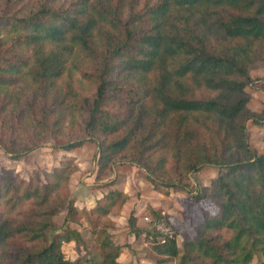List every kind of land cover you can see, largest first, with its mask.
<instances>
[{"label":"trees","instance_id":"obj_1","mask_svg":"<svg viewBox=\"0 0 264 264\" xmlns=\"http://www.w3.org/2000/svg\"><path fill=\"white\" fill-rule=\"evenodd\" d=\"M109 1L106 7L92 0H78L70 8L41 4L26 15L0 16L1 97L11 98L10 90L26 77L59 110L68 94L56 92V81L88 62L92 70L81 69L80 76L95 89L85 124L99 135L95 177L110 170L120 155L144 171L152 190L183 188L163 177L165 152L184 177L203 166L218 169L210 187L194 197L215 198L216 212L203 213L181 250L173 236L151 240V263L248 264L256 255L257 264H264V153L249 146L247 129L248 122L263 124L264 107L249 110L245 90L254 86L264 93V80L247 72L255 61L264 64V0H155L137 16L139 26L135 20L122 23L118 5ZM128 77L134 78L131 86L125 84ZM117 88L127 94V113L120 118L100 108L107 91ZM81 144L71 141L59 149ZM4 152L12 159L23 155ZM73 171L65 164L54 168L46 174L53 182L43 186L3 171L0 245L15 239L24 245L8 264H120L121 246L106 224L91 230L97 255L74 262L64 258L61 244L79 240V233L69 227L55 232L51 217L63 208L67 220L76 214L68 200ZM125 198L111 189L90 213L106 216ZM127 226L140 233L133 214ZM222 230L230 232L227 238Z\"/></svg>","mask_w":264,"mask_h":264},{"label":"rangeland","instance_id":"obj_2","mask_svg":"<svg viewBox=\"0 0 264 264\" xmlns=\"http://www.w3.org/2000/svg\"><path fill=\"white\" fill-rule=\"evenodd\" d=\"M77 1L0 0V16L17 11L19 16L26 15L41 4L50 8H70ZM92 1L99 2L101 7H106L107 4L106 0ZM153 2L155 0H111L108 3L118 5L117 10L122 23L135 20L134 26H139L141 20H137V16L140 17ZM85 64L89 65L88 62L82 63L81 67H78L79 70L71 71L69 75H64L56 81V92L62 93L61 95L65 92L68 94L61 100L59 110L53 108L52 101L40 96L37 87L26 77L19 79L17 86L10 90L11 98L3 99L0 95V178L3 171H8L15 179H31L33 184L43 186L47 182H53L46 175L52 169L64 164L74 168L68 180V200L70 204L76 206V214L67 220L66 209L63 208L51 217L55 232L69 227L79 233V240L61 244L60 250L64 258L74 262L77 258L97 255L99 250L91 230L106 224L112 241L121 246L117 258L120 264H152L149 259L151 240L161 242L162 239L173 236L177 248L181 250L183 239L186 236H194L195 226L202 219L203 213L216 212L215 198L207 195L195 200L194 197L201 193L203 186L210 187L211 181L218 174V169L203 166L196 172L185 174L184 177L180 175V166L169 157V153L165 152L163 156L167 160L163 177L178 180L183 184V188H167L166 192L163 187L152 190L151 184L145 179L144 171L129 164L126 158H120V155L115 157L116 162L110 170L104 171L105 174L102 176L95 177L97 155L95 141L99 139V135L85 127L89 102L95 89L92 83L80 76V70L88 68ZM90 70L92 67L87 71ZM247 72L252 79L264 80V64L260 61L249 64ZM116 79L121 81V84L125 82L121 78ZM126 82L125 84L131 86L134 78L128 77ZM245 90L250 95L247 108L255 112L261 110L264 102L256 93L258 89L251 86ZM106 96L100 107L103 111L114 118H120L127 113L125 89L108 90ZM247 129L249 146L258 154L264 153L263 124L254 126L248 122ZM77 140H82L80 146L71 150L59 149V146ZM4 149L13 153L23 152V155L18 159H12ZM124 154L129 156L131 153ZM85 184L94 187L95 191L100 188L106 192L111 190L110 188L125 190L126 198L121 205L116 204L106 216L95 217L90 213L93 205L88 204L95 201L94 197L97 194L93 192L94 190L92 195L83 194L81 188L86 187L81 185ZM208 190L211 191L210 188ZM131 214L135 217L136 228L140 230L138 235L131 233L127 226V219ZM157 221L169 227L168 234L159 233L153 224ZM221 234L227 238L230 232L222 230ZM22 246L24 245L20 239L10 240L6 246L0 245V264H8ZM258 259L259 257L255 255L248 264H257ZM170 264H177V259L172 260Z\"/></svg>","mask_w":264,"mask_h":264},{"label":"crops","instance_id":"obj_3","mask_svg":"<svg viewBox=\"0 0 264 264\" xmlns=\"http://www.w3.org/2000/svg\"><path fill=\"white\" fill-rule=\"evenodd\" d=\"M256 93H258L260 96L259 97H262L261 98V100L264 102V93L262 92V91H260V90H258V91H256ZM263 130H264V123H263ZM82 187L83 186H85L86 188H81L82 189V193L83 194H86V196L87 195H92L91 193H92V191L95 193V194H97V195H95V197H94V200L96 201L101 195H102V193H106V191L105 190H102V188H100V190L102 191H100V190H97L96 189V191H95V189H94V187H92V186H90L89 184H85V185H81ZM90 186V187H89ZM110 189H117V190H119V191H122L123 193H125V190H120L119 188H110ZM95 201L92 203V204H88L89 206H92V205H94V203H95ZM78 203V201H76V204ZM78 205V204H77ZM76 207V206H75Z\"/></svg>","mask_w":264,"mask_h":264},{"label":"built area","instance_id":"obj_4","mask_svg":"<svg viewBox=\"0 0 264 264\" xmlns=\"http://www.w3.org/2000/svg\"><path fill=\"white\" fill-rule=\"evenodd\" d=\"M144 219H146V217H144ZM154 225H156V229H158L159 233L160 234H168L169 232V227L166 226L165 224H162V223H159L158 221L157 222H153ZM169 236V235H168ZM164 239L161 240V242H163Z\"/></svg>","mask_w":264,"mask_h":264}]
</instances>
